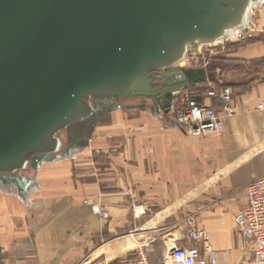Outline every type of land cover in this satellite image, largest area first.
Returning a JSON list of instances; mask_svg holds the SVG:
<instances>
[{
  "label": "crops",
  "instance_id": "obj_1",
  "mask_svg": "<svg viewBox=\"0 0 264 264\" xmlns=\"http://www.w3.org/2000/svg\"><path fill=\"white\" fill-rule=\"evenodd\" d=\"M230 13L215 67L235 113L206 97L216 83L208 72L167 95L199 91L223 132L188 136L165 102L96 104L86 137L0 182V264H105L142 246L162 264L171 248L191 244L186 224L196 212L210 264H257L235 216L248 206L247 186L264 176V0H233Z\"/></svg>",
  "mask_w": 264,
  "mask_h": 264
},
{
  "label": "water",
  "instance_id": "obj_2",
  "mask_svg": "<svg viewBox=\"0 0 264 264\" xmlns=\"http://www.w3.org/2000/svg\"><path fill=\"white\" fill-rule=\"evenodd\" d=\"M232 1L0 0V173L61 150L56 131L92 115L85 98L169 108L167 95L204 79L165 72L166 57L222 34Z\"/></svg>",
  "mask_w": 264,
  "mask_h": 264
},
{
  "label": "built area",
  "instance_id": "obj_3",
  "mask_svg": "<svg viewBox=\"0 0 264 264\" xmlns=\"http://www.w3.org/2000/svg\"><path fill=\"white\" fill-rule=\"evenodd\" d=\"M206 97L221 103L229 116L235 113L232 104L233 90L230 87L210 82ZM215 106V104L204 103L199 91L180 92L174 94L170 100L168 114L174 117L188 136L220 134L224 130V123ZM258 109L264 111V102L258 106ZM246 193L248 206L235 216V226L237 231L253 245L256 263L264 264V176L255 179L247 186ZM93 210L95 213H101L98 207H94ZM196 218L191 216L186 224L191 244L186 247L171 248L162 264H210L199 247V244H205L208 241V235L206 231L198 227ZM105 264H152V262L150 251L146 246H142L133 258L110 260Z\"/></svg>",
  "mask_w": 264,
  "mask_h": 264
},
{
  "label": "rangeland",
  "instance_id": "obj_4",
  "mask_svg": "<svg viewBox=\"0 0 264 264\" xmlns=\"http://www.w3.org/2000/svg\"><path fill=\"white\" fill-rule=\"evenodd\" d=\"M231 35V29L227 27L223 30L222 34L201 35L194 42L179 46L177 49L171 51L170 54L166 57L164 63L167 64L164 65V71L169 72L176 70H197L198 75L201 78L205 79L207 77L205 74L208 75L209 73V78L213 79L214 82L220 84L221 82L218 80V78H221V76L218 75L215 66H217V63L218 66H220L219 63H221V59L220 55L215 51L221 48V45H219L222 42L221 40L226 38V36L230 37ZM222 84H225V82H222ZM127 100L129 99L124 100L123 104L128 103ZM84 102L90 107L93 113L95 111V107L97 106L96 104L102 101H94L91 98H85ZM92 115L83 124L75 125L69 128H62L56 131L55 137L61 140L62 148H64V146L66 147L69 143H74L77 140H82L87 136L88 130L91 129V126L95 121V117L92 118ZM33 161L34 160H31L29 161V163ZM22 172L23 171L17 170L15 173H0V182L18 181L20 180L18 176H20ZM197 210H199L198 207ZM195 215H197V212L195 214L191 213V216L197 217ZM196 224L198 225L197 218Z\"/></svg>",
  "mask_w": 264,
  "mask_h": 264
},
{
  "label": "trees",
  "instance_id": "obj_5",
  "mask_svg": "<svg viewBox=\"0 0 264 264\" xmlns=\"http://www.w3.org/2000/svg\"><path fill=\"white\" fill-rule=\"evenodd\" d=\"M226 86H227V85H226ZM228 87H230V86H228ZM204 88H205V90L207 89V87H206V86H205ZM230 88H231V87H230Z\"/></svg>",
  "mask_w": 264,
  "mask_h": 264
},
{
  "label": "flooded vegetation",
  "instance_id": "obj_6",
  "mask_svg": "<svg viewBox=\"0 0 264 264\" xmlns=\"http://www.w3.org/2000/svg\"><path fill=\"white\" fill-rule=\"evenodd\" d=\"M126 99H127V98H126ZM126 99H125V100H126Z\"/></svg>",
  "mask_w": 264,
  "mask_h": 264
}]
</instances>
